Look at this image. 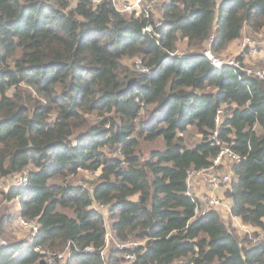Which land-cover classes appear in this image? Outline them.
Instances as JSON below:
<instances>
[{
	"label": "trees",
	"instance_id": "obj_1",
	"mask_svg": "<svg viewBox=\"0 0 264 264\" xmlns=\"http://www.w3.org/2000/svg\"><path fill=\"white\" fill-rule=\"evenodd\" d=\"M159 11L156 37L109 0H0V179L11 184L0 200L38 224L24 241L0 217V264H36V247H69L65 264H264V245H243L214 209L197 213L186 184L229 147L240 156L223 191L229 215L264 231V75L197 56L211 34L220 54L243 28L261 31L264 0H170ZM181 40L186 56L164 60ZM157 140L162 149L147 146ZM82 171L96 174L90 189L66 182ZM110 233L144 244L108 245Z\"/></svg>",
	"mask_w": 264,
	"mask_h": 264
},
{
	"label": "built area",
	"instance_id": "obj_2",
	"mask_svg": "<svg viewBox=\"0 0 264 264\" xmlns=\"http://www.w3.org/2000/svg\"><path fill=\"white\" fill-rule=\"evenodd\" d=\"M93 5H96L97 3L101 2L102 0H91ZM115 9L121 13L125 14H130L135 17H142L143 19H146L149 21L143 28H142V33L143 34H150L154 36H158V34L155 32V29L159 27L160 25V18H154V4L155 3H170V0H109ZM260 31H257L255 33H258ZM214 35L211 34L206 42V46L204 49L200 52L199 55L203 56L206 58L210 65L216 69H221L225 66L229 67H234V68H239L243 69L246 71L248 74H254L258 77H263L264 75V70L259 69V68H243L241 65L243 63L239 61V59L235 57H226V58H219L217 57L216 53H214L211 49V44L213 42ZM250 39L245 38L244 41L242 42V47H245L249 45ZM185 53L183 51H179L176 49L173 52L167 53V56H184ZM135 68L138 70H141L143 72H149L148 69L142 68L141 67V62L136 60L134 62ZM222 115V110L219 109L216 112L215 115V122L217 124L220 123ZM216 134L217 131H214V133L210 136L211 140L216 141ZM219 143L218 141H216ZM222 156L228 157L229 161L231 162H236L240 160L239 154L233 152L229 147L227 146H221V149L218 153V155L212 160V163L210 166L201 168V169H191L186 178V184H187V194L191 195V191L189 190L191 186L190 179L192 178V185L195 190L196 183L195 181H203L210 189L213 191H216L217 189H222L223 191L225 189H228L230 187L231 181H232V173L228 172L226 174H222L219 170L216 169L217 165L219 164V161ZM26 174H18L16 177V185H24L26 183ZM222 187V188H221ZM192 196V195H191ZM209 198H206L205 203L196 211H198L199 214H203L206 211L210 209H214L217 206L221 205L220 198L218 196H213L209 195ZM103 206V205H100ZM17 223L19 227L23 230L29 231V240H31L38 231V224L35 220H29L24 217H19L17 220ZM108 237V235H106ZM248 241L252 245H257L261 244L264 245V236H257L255 233L248 235ZM3 242H0V244ZM120 247H123V245H120ZM35 250L39 253L40 259L42 260L45 264H61L64 262L67 257L70 255V248L65 247L62 251H55V252H50L47 249H42L40 247H36ZM85 250H89V248H85ZM125 259L129 261L132 260V255L130 254H125L124 255ZM263 261H264V254H263ZM183 261L180 260L178 261V264H182ZM193 264V263H189Z\"/></svg>",
	"mask_w": 264,
	"mask_h": 264
},
{
	"label": "rangeland",
	"instance_id": "obj_3",
	"mask_svg": "<svg viewBox=\"0 0 264 264\" xmlns=\"http://www.w3.org/2000/svg\"><path fill=\"white\" fill-rule=\"evenodd\" d=\"M69 2L71 4H74L75 0H69ZM157 4H159V3L154 4V11H155ZM247 29L248 28H243L241 37L233 42L232 47L226 48L223 52H221L220 54H218L216 56L221 58V59L226 58V57H230V56L235 57L237 59L238 57H240L241 54H244L246 52V56L243 58V61H242V58L240 57L243 65L250 66L251 68H256L257 65H261L262 63H259V60L257 58H253L254 54H255V50L252 51L251 49H255L256 47H252V46L254 44L257 45V42L261 40L260 44H259L261 46V48H259L258 51H260V52L264 51V46H263V44H264V28L258 33L248 32ZM245 38L250 39V42H249V45L242 47V42L244 41ZM184 49L185 48L182 45H180L179 51H184ZM239 52H241V53H239ZM237 53H239V54H237ZM260 55H261V56H259L260 58H264V52L261 53ZM123 62H125V64H127V63H129V59L128 60L124 59ZM134 62L135 61H133V59H130L129 64L131 65ZM197 139H198L197 135H194L193 132L188 133L185 137L186 145L192 146L194 143H196ZM147 146L149 148H158V149L159 148L162 149L164 147L163 143L160 140L154 141V142L148 144ZM143 149H145V145H144ZM143 153L146 154L145 151H143ZM231 166H232V162L229 161L228 157L222 156L220 161H219V164L216 167V169L219 170L222 174H226L230 171ZM95 175H96L95 173L82 171V172H78L74 176L68 177L66 179V182L69 183L71 186H75V187L81 186L83 188L90 189L91 188L90 181L92 180V178ZM15 181L16 180H14L13 182L15 183ZM58 181H61V180H58ZM190 182H191V186H190L189 190L191 191L192 197L195 198L194 193H196V191L194 190V187L192 185V178L190 179ZM57 183H60V182H57ZM195 183H196V181H195ZM9 185H11L9 182L0 179V189H3L4 187L7 188V186H9ZM221 191H222V189H217L215 191V193L219 195L221 193ZM204 198H209V197L206 195ZM219 198L221 201V205L217 206L215 208L216 209L215 211L218 212L220 216L222 214L224 216H227L228 215L227 207L224 205V203H226L225 199L220 197V196H219ZM131 199L136 200V196H133ZM198 203L200 204V202H198ZM105 207L106 206H100L99 204H95L94 208L99 209L101 211H104ZM197 213H198V211H197ZM4 215L5 216L10 215V217H12L11 222L8 224V226L6 228L7 229V237L8 238H17V239H22L24 241H28L29 240V231L21 229L19 227L17 221H16V219L18 217V206L16 205V202L8 203V201L0 200V217L4 216ZM222 219L225 222L229 221L228 218H226V217H224ZM243 231L244 232L241 234H237L235 232L238 235V237L240 238V241L243 245H248L250 243L248 241V235L256 233L257 236H264V231H261L260 229L258 231H252L250 229H248V230L244 229ZM110 243H112L118 247H120V245H123V247L126 246L128 248H135L138 245L144 244V242H140L138 240H133V241L129 240L127 243H119L117 240H115L113 238L111 233L107 237V244L109 245ZM66 260L64 262H62L61 264H65ZM36 264H45V263L42 260H39V262ZM127 264H130V263H127Z\"/></svg>",
	"mask_w": 264,
	"mask_h": 264
},
{
	"label": "crops",
	"instance_id": "obj_4",
	"mask_svg": "<svg viewBox=\"0 0 264 264\" xmlns=\"http://www.w3.org/2000/svg\"><path fill=\"white\" fill-rule=\"evenodd\" d=\"M75 3V2H74ZM72 5H74V4H72ZM159 7H160V4H157L156 5V8H155V11H154V14H153V17L154 18H160L161 17V15H160V11H159ZM127 15H130V14H127ZM131 16H133V15H131ZM135 17V16H134ZM243 31V30H242ZM237 40V39H236ZM235 41V40H234ZM233 41V42H234ZM261 41V40H260ZM260 41H258L257 42V45H253L252 47H256L255 49H251L252 51L253 50H255V54H254V57L253 58H257L258 60H259V63H263V61H264V58H260L259 56H261L260 54L261 53H263V52H260V51H258L259 50V48H261V46L259 45L260 44ZM233 42H231L228 46H227V48L228 47H232L233 45ZM180 45H182L185 49H184V51H183V53H185V55L184 56H186V54H187V47H186V40H181V41H179V42H177V44H176V49H178V50H180ZM258 46V47H257ZM263 46H264V44H263ZM175 49V50H176ZM174 50V51H175ZM243 50V49H242ZM263 50V49H262ZM244 51V50H243ZM169 53V52H168ZM239 53H241V52H239ZM239 53H237V54H239ZM184 56H176V57H184ZM197 56H201V55H197ZM246 56V52L244 53V54H241L240 55V57L242 58V61H243V58ZM170 57H173V56H170ZM203 57V56H202ZM240 57H238V59L240 60L241 58ZM168 58V56L167 57H165V59L164 60H166ZM128 60V59H127ZM138 60V59H137ZM134 61H136V59L134 60ZM139 61V60H138ZM129 63H130V59H129ZM129 63H127V64H129ZM243 68H251L250 66H247V65H241ZM225 67H228V68H230L234 73H236V74H238L239 72H244L246 75H249V76H256V75H254V74H248V73H246V71L245 70H243V69H239V68H234V67H229V66H225ZM212 68H214V67H212ZM256 68H259V69H263L264 70V67H262L261 65H257V67ZM214 69H216V68H214ZM222 69V68H221ZM254 69V68H253ZM216 70H220V69H216ZM141 71V70H140ZM143 72V71H142ZM146 73V72H145ZM148 73V72H147ZM258 77V76H257ZM259 78H262V77H259ZM240 79V78H239ZM264 79V78H263ZM220 109L222 110V113H223V107H220ZM223 115V114H222ZM214 121H215V118H214ZM220 121H221V119H220ZM215 126H216V129L218 128V124L215 122ZM216 131V130H215ZM214 133V132H213ZM230 172V171H229ZM233 177V176H232ZM195 191H196V193H194V196H195V199L198 201V202H200V204H199V206L201 207L204 203H205V201H206V198H204L206 195L207 196H209V195H213V196H220V197H222V198H224L225 199V202L226 203H224V205L227 207V213H228V215L227 216H224L223 214L221 215V217L222 218H224V217H226V218H228V222L230 223V225H231V227L235 230V232L237 233V234H241V233H243L244 231V229H246V230H248V229H250V230H252V231H258L259 230V228H257V227H253V226H250V225H247V224H244V223H242L241 222V219L239 218V217H232V216H230L229 215V210H230V206H231V201L229 200V199H227L225 196H223V190L221 191V193L218 195V194H216L215 193V191H212V189H210L208 186H206V184L203 182V181H196V186H195ZM205 194V195H204ZM137 198V197H136ZM214 210H216L215 208H214ZM227 222V221H226Z\"/></svg>",
	"mask_w": 264,
	"mask_h": 264
}]
</instances>
